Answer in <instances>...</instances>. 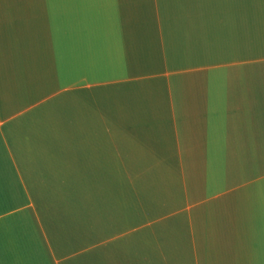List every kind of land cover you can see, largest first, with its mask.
Listing matches in <instances>:
<instances>
[{
	"label": "crops",
	"instance_id": "obj_1",
	"mask_svg": "<svg viewBox=\"0 0 264 264\" xmlns=\"http://www.w3.org/2000/svg\"><path fill=\"white\" fill-rule=\"evenodd\" d=\"M0 264H264V0H0Z\"/></svg>",
	"mask_w": 264,
	"mask_h": 264
}]
</instances>
